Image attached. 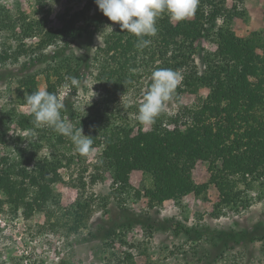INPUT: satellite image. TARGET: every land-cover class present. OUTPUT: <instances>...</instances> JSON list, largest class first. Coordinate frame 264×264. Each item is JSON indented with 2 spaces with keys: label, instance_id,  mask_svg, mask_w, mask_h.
I'll use <instances>...</instances> for the list:
<instances>
[{
  "label": "trees",
  "instance_id": "trees-1",
  "mask_svg": "<svg viewBox=\"0 0 264 264\" xmlns=\"http://www.w3.org/2000/svg\"><path fill=\"white\" fill-rule=\"evenodd\" d=\"M225 4V0H199L192 17L175 22L167 13L162 14L157 20V34L145 37L151 40V44L143 50L135 47L137 37L121 31L119 24L107 36L104 48L100 50L112 61L106 58L99 79L109 99L133 84L138 75V64L147 69L156 60L161 61L158 68L182 72L181 90L189 88L196 92L198 86L204 84L209 87V93L206 97H197V101L188 107H180L174 116L163 110L149 129L140 126L135 132L128 125H112L110 117L107 122L93 120L87 135L94 138L93 147L103 148L96 165L97 173L91 175L92 182L101 177L100 169L105 168L112 174L117 189L125 190L131 186V172L139 169L151 176L153 186L146 190L145 195L157 204L169 198L181 200L191 192L199 195L209 183L219 191L217 207L248 208L253 200L248 190L254 184L260 186L259 198L263 197L264 51L260 53L257 48L264 46V42H260V32L244 38L238 37L228 23L218 25L221 17L226 20L231 16ZM90 9L89 4L70 18H64L60 28L44 29L43 21L28 22L25 17L22 21L20 18L14 20L10 10L0 8V31L11 32L19 41L15 48L8 40L3 42L0 63L18 61L20 56L28 55L29 58L22 63L26 68L44 60L47 53H37L34 47L23 42V37L32 35L35 28L40 34L35 48H47L60 40L73 41L87 32L97 31L107 17L100 10L89 15ZM79 20L85 23L77 25ZM18 22L23 26L19 33L16 32ZM203 38L215 41L217 49L204 56L206 69L199 74L194 55L197 53L196 43ZM143 52L148 54V58L144 56L138 63ZM80 61L79 58L76 60L78 65ZM72 64L66 59L47 65V91L57 94L59 83L72 76L75 70ZM54 75L56 79H53ZM21 85L25 96L39 90L32 74L22 77ZM16 119L22 129L28 130L31 140L28 146H23L25 137L19 136L18 153L14 156L0 155V207L6 205L12 214L21 212L25 218H30L37 211L45 212L51 220L55 214L52 208L59 204L54 185L62 180L60 169L70 168L76 157L86 159V156L77 150L75 154L66 151L62 146L70 139L52 128H36L31 112L17 115ZM174 120H179V123L171 127ZM2 123L6 124V120L3 119ZM34 131L40 134L38 142L33 143ZM7 132L8 126L3 125L0 144L5 143ZM39 142L50 146V152L39 155V149L43 147ZM199 153L208 155V184L197 185L192 176ZM78 181L74 185L80 189L79 195L69 211L75 214L91 210V200L85 198L81 190L85 185L82 174ZM145 226L155 228L154 223ZM126 227H131V224ZM192 229L193 226L180 221H176L174 227L178 234L190 235ZM252 237L253 240H264V234ZM104 244L108 248L106 256L103 258L97 253L103 264H140L130 252L116 255L109 250L110 243ZM58 264L73 263L61 260Z\"/></svg>",
  "mask_w": 264,
  "mask_h": 264
},
{
  "label": "rangeland",
  "instance_id": "rangeland-1",
  "mask_svg": "<svg viewBox=\"0 0 264 264\" xmlns=\"http://www.w3.org/2000/svg\"><path fill=\"white\" fill-rule=\"evenodd\" d=\"M225 3L231 16L226 20L221 17L218 25L228 23L238 37L247 38L260 32V42H264V0H225ZM89 4V15L99 10L95 0H0V8L10 10L14 20L20 18L22 21L25 17L28 22L43 21L44 29L60 28L64 18H70ZM84 23L79 20L77 25ZM18 25L16 32L19 33L23 26L21 22ZM117 26L118 23L106 18L97 31L87 32L69 42L60 40L47 48H35L40 41L38 28L32 35L23 37L28 47L48 55L43 61L26 68L22 63L29 58L28 55L20 56L18 61L0 63V129L3 125L8 126L5 143L0 144V155H16L19 136L25 137L23 146H28L31 140L28 130L22 129L16 119L17 115L31 112L21 78L35 75L38 89L47 90V65L66 59L73 63L72 76L79 81L77 86L66 88L65 84L70 85L66 77L57 86V95L65 105L61 115L66 122L76 128L82 127L85 135L89 133L93 120L107 122L108 117L112 125H128L135 132L140 126L150 128L151 125L137 120V112L160 60L151 62L147 69L138 64L136 72L139 76L133 84L110 99L99 79L106 58L112 61L100 48H104L105 39ZM5 40L13 48L19 43L11 32L0 31V51ZM195 49V64L202 74L206 69L204 56L216 51L217 43L203 38L196 43ZM257 50L262 53L264 46ZM146 55L143 52L138 63L144 56L147 59ZM78 58L80 65L76 62ZM182 75L180 72V83L163 108L169 116L176 115L180 107H188L197 101V97H206L209 93V87L204 84L199 85L196 92L189 88L181 90ZM52 77L56 79L57 76ZM2 118L6 124L2 123ZM178 123L179 120H174L170 126ZM35 133L33 143L39 140L40 133ZM42 145L39 155L49 153L50 146ZM62 147L76 153L71 140ZM102 148L95 146L86 159L78 156L70 168L60 169L62 180L54 185L59 204L52 208L55 214L51 220L45 212L37 211L25 218L21 212L12 214L6 205L0 207V264H58L61 260L73 264H103L97 253L103 258L106 256L108 248L104 243H110L109 250L116 255L130 252L140 264H264V240L252 239L254 235L264 234V195L259 198L258 184L248 190L253 198L248 208L217 207L219 191L209 183L208 155L199 153L192 176L197 185L209 183L207 188L199 195L191 192L181 200L169 198L157 204L145 195L153 186V180L143 170L131 172V186L125 190L117 189L112 174L105 168L100 169L101 177L97 181H91V175L97 173ZM81 174L85 181L81 190L85 198L91 200V210L75 214L69 211L79 195L80 189L74 183L79 182ZM176 221L193 226V232L190 235L176 233ZM149 223H154L155 228L148 229L145 225ZM129 224L131 227H126Z\"/></svg>",
  "mask_w": 264,
  "mask_h": 264
},
{
  "label": "clouds",
  "instance_id": "clouds-1",
  "mask_svg": "<svg viewBox=\"0 0 264 264\" xmlns=\"http://www.w3.org/2000/svg\"><path fill=\"white\" fill-rule=\"evenodd\" d=\"M99 10L110 21L118 23L121 31L137 37L135 47L143 50L151 44L145 37L157 34V20L167 13L177 21L192 16L199 0H95ZM112 28L111 26H109ZM65 87L77 86L75 76L67 78ZM180 73L170 68H157L151 74V84L143 95L137 112V120L145 125L154 124L162 113L165 103L170 100L180 83ZM26 103L30 106L36 128L48 126L57 133L68 137L76 150L87 156L93 151L94 138L85 135L82 127L76 128L66 122L61 112L65 105L55 92L37 90L27 94ZM33 135H36L35 131Z\"/></svg>",
  "mask_w": 264,
  "mask_h": 264
}]
</instances>
